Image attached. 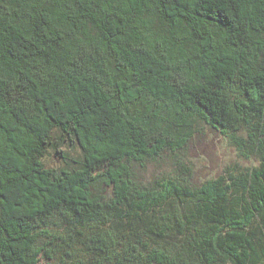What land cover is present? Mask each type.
<instances>
[{
    "label": "trees",
    "instance_id": "1",
    "mask_svg": "<svg viewBox=\"0 0 264 264\" xmlns=\"http://www.w3.org/2000/svg\"><path fill=\"white\" fill-rule=\"evenodd\" d=\"M194 120L258 164L131 186L129 163L182 148ZM57 213L93 227L75 264L264 263V0H0V264L52 258ZM124 216L185 241L144 254L107 226Z\"/></svg>",
    "mask_w": 264,
    "mask_h": 264
},
{
    "label": "rangeland",
    "instance_id": "2",
    "mask_svg": "<svg viewBox=\"0 0 264 264\" xmlns=\"http://www.w3.org/2000/svg\"><path fill=\"white\" fill-rule=\"evenodd\" d=\"M192 130V136L182 148L175 151L166 149L159 155L149 157L144 161L130 162V185L145 189L154 188L158 187L164 180L171 179L178 181L183 186L199 188L211 179L232 171L244 172L258 164L255 155L247 157L241 154L230 135L223 133L222 130L209 123L194 120ZM237 135L247 139L245 129H241ZM49 165L59 167L62 162L54 157L49 159ZM95 193L101 197V201L104 203L115 195L113 186H106L105 184L97 186ZM190 205H192L190 202L185 201L179 209L181 212L188 211ZM126 217H123L122 223L120 218L116 217V220L107 226L113 227L120 233H126L125 239H130L133 245H138L144 254L156 247L166 251H168L167 249L174 250L176 253V249H179L185 241L182 236L173 235L166 239L157 238L155 235L150 236L144 232V227L140 222L132 227L128 226V218ZM53 221L49 225L52 231L58 223L62 224L63 227L60 234L54 232L57 238L46 236L38 242L50 249L53 256L49 259L42 258L39 264H75L78 259L86 256L85 243L87 241L85 234H78L77 231L91 233L93 227L66 225L62 222L60 213H57ZM117 223L120 224L121 228L124 227L122 228L123 232L118 229ZM58 235H61V239L58 238Z\"/></svg>",
    "mask_w": 264,
    "mask_h": 264
},
{
    "label": "water",
    "instance_id": "3",
    "mask_svg": "<svg viewBox=\"0 0 264 264\" xmlns=\"http://www.w3.org/2000/svg\"><path fill=\"white\" fill-rule=\"evenodd\" d=\"M261 264H264V263H261Z\"/></svg>",
    "mask_w": 264,
    "mask_h": 264
}]
</instances>
